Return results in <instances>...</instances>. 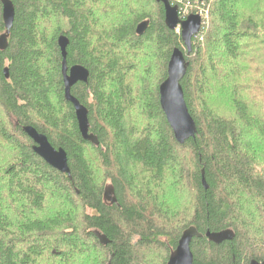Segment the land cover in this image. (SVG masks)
I'll use <instances>...</instances> for the list:
<instances>
[{
    "label": "trees",
    "instance_id": "trees-1",
    "mask_svg": "<svg viewBox=\"0 0 264 264\" xmlns=\"http://www.w3.org/2000/svg\"><path fill=\"white\" fill-rule=\"evenodd\" d=\"M10 1L0 52V264H167L189 227L203 236L190 244L193 264L264 262V0L204 1L210 21L192 38L181 81L197 133L183 145L159 103L173 50L186 53L162 4ZM170 3L184 19L187 1ZM62 35L67 66L89 72L71 94L88 110L97 147L64 99ZM26 126L65 151L71 179L34 154ZM225 230L231 241L204 237Z\"/></svg>",
    "mask_w": 264,
    "mask_h": 264
},
{
    "label": "water",
    "instance_id": "water-1",
    "mask_svg": "<svg viewBox=\"0 0 264 264\" xmlns=\"http://www.w3.org/2000/svg\"><path fill=\"white\" fill-rule=\"evenodd\" d=\"M193 2H204L205 0H189ZM156 3L162 4L164 9V24L170 31L180 29V37L183 47L186 51L174 49L167 65V78L159 86V103L161 110L166 118L169 127L172 130L175 141L183 145L190 139H194L197 133L195 123L190 116L181 87V81L186 75L188 62L186 57L192 51V38L197 36L202 28V20L199 15H189L184 19L179 17L178 6H173L168 0H155ZM2 6V22L4 33L0 36V52L5 51L8 46V39L14 20V6L10 0H0ZM149 25L148 21L140 23L136 28L137 35H143ZM68 39L65 36H59L57 45L61 55V75L64 87V99L69 102L73 109L78 126V130L84 141L97 147L99 145L96 136L90 133V123L88 120V110L81 105L71 94V89L78 83L87 84L89 72L82 66L68 67L66 63ZM6 80L9 78L8 69L3 71ZM23 132L33 142L32 150L51 168L59 173L67 175L71 179L68 160L63 149H55L50 145L43 134H39L34 128L26 126L22 128ZM205 186V183L203 181ZM112 190H106L103 198L109 204H114L116 199L112 196ZM96 236L101 245L106 246L109 240L98 233ZM203 236L194 227L184 230L178 240L177 246L169 254L167 264H193V255L190 244L194 238ZM213 244L219 245L225 241H231L234 233L231 230H225L217 233L207 232L204 236ZM250 264H264V262L251 261Z\"/></svg>",
    "mask_w": 264,
    "mask_h": 264
},
{
    "label": "rangeland",
    "instance_id": "rangeland-1",
    "mask_svg": "<svg viewBox=\"0 0 264 264\" xmlns=\"http://www.w3.org/2000/svg\"><path fill=\"white\" fill-rule=\"evenodd\" d=\"M197 11V12H196ZM188 13H185L184 14V16H185V18L187 17V16H189V15H192V14H194V15H199L200 17H201V20H202V25H203V22L204 23H206V24H208L209 23V19H210V15H209V9L208 8H199V7H197L196 6V8L195 7H192V10L190 11H187ZM192 12H194V13H192ZM200 12H204V13H202V14H200ZM204 14V15H203ZM208 14V15H207ZM203 16V17H202ZM209 17V18H208ZM206 21H204L203 19ZM208 18V19H207ZM176 32L177 33H180V29L178 28L177 30H176ZM108 190H110V189H108ZM113 196V195H112Z\"/></svg>",
    "mask_w": 264,
    "mask_h": 264
},
{
    "label": "built area",
    "instance_id": "built-area-1",
    "mask_svg": "<svg viewBox=\"0 0 264 264\" xmlns=\"http://www.w3.org/2000/svg\"><path fill=\"white\" fill-rule=\"evenodd\" d=\"M169 2H173V1H176V0H168ZM183 0H177V3L180 4ZM187 1L186 5H187V9L185 8V10L183 12L185 13H188L187 11L191 10L192 8H188V5L190 3H192L193 1H189V0H185ZM196 5H201L199 8H203V5H204V2H194ZM172 5V4H171ZM174 6V4H173ZM175 6H178V5H175ZM179 8V6H178ZM200 14H202V12H200Z\"/></svg>",
    "mask_w": 264,
    "mask_h": 264
},
{
    "label": "bare ground",
    "instance_id": "bare-ground-1",
    "mask_svg": "<svg viewBox=\"0 0 264 264\" xmlns=\"http://www.w3.org/2000/svg\"><path fill=\"white\" fill-rule=\"evenodd\" d=\"M189 8H191V7H189ZM191 10H192V9H191ZM191 10H190V11H191ZM202 13H204V12H202ZM203 15H204V14H203ZM207 15H208V14H207ZM202 17H203V16H202ZM208 18H209V17H208ZM208 18H207V19H208ZM202 19H203V18H202ZM203 20H204V19H203ZM205 20H206V19H205ZM205 20H204V21H205ZM205 22H206V21H205ZM203 23H204V22H203ZM205 24H206V23H205Z\"/></svg>",
    "mask_w": 264,
    "mask_h": 264
}]
</instances>
